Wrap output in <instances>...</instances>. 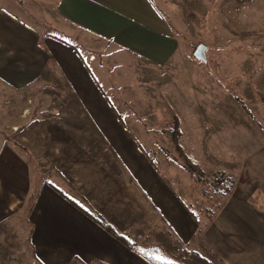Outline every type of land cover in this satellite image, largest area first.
Instances as JSON below:
<instances>
[{"label": "crops", "instance_id": "crops-1", "mask_svg": "<svg viewBox=\"0 0 264 264\" xmlns=\"http://www.w3.org/2000/svg\"><path fill=\"white\" fill-rule=\"evenodd\" d=\"M10 1L27 8V0ZM31 6L43 22L29 24L0 1V88L30 90L34 108L26 127L13 135L22 149L0 140V247L17 252L9 238L21 249L27 239L39 264H136L133 251L51 185L67 193V182L121 232L143 218L168 220L169 210L183 213L166 175L128 126L134 120L116 104L133 96L153 68L167 72L178 54L177 39L152 0H35ZM183 65L176 73L188 84ZM254 70L246 81L249 101L214 85L199 107L214 138L254 181L259 207L242 212L235 230L239 250H246L241 259L264 264V62ZM40 161L55 180L36 183L29 208L24 204Z\"/></svg>", "mask_w": 264, "mask_h": 264}, {"label": "rangeland", "instance_id": "rangeland-1", "mask_svg": "<svg viewBox=\"0 0 264 264\" xmlns=\"http://www.w3.org/2000/svg\"><path fill=\"white\" fill-rule=\"evenodd\" d=\"M0 1L29 24L36 25L37 18L43 22L42 15L39 16L40 13L31 8L35 0H27V8L10 0ZM152 1L165 17L170 33L177 39L178 54L175 59L183 61L187 75L182 78L188 77L190 82L186 84L178 79L176 67L180 61L178 63L174 59L168 64L166 73L163 69L156 71L153 68L149 79L140 80L133 96L129 94L123 100L120 97L116 99V104L123 117L134 120L129 121L128 126L138 136L153 166L166 175L183 213L169 210V215L173 217L169 216L168 220L143 218L132 224L130 229L139 228L147 233L163 230L175 243L198 251L212 264H248L241 259L246 250L243 251L244 246L242 251L239 250L240 234L235 229L243 220L242 212L255 211L259 207V196L254 181H249L250 177L241 169L239 160L228 154L220 141L214 138L215 129L205 118L199 102L203 96L209 98L215 91L214 85L221 86L225 91L228 88L235 99L238 95L247 101L251 99L252 90L246 81L254 74L255 67L264 62V0ZM74 43L88 60L85 48ZM197 43L206 46L205 62L193 57L192 50ZM100 57L103 59L102 55ZM31 99L30 90L22 94L0 88V140H8L14 146L13 142L17 139L13 135L24 129L26 124L23 121L30 120L33 115ZM130 102L135 106H129ZM173 116L177 117L181 132L178 139L181 153L201 168V180L182 167V157L168 134ZM214 141L216 144L213 146ZM19 152L22 153L21 150ZM35 166L39 173L33 175L35 182L25 206L36 191V183L55 180L51 177L48 163L40 161ZM215 170L230 173L233 178L234 185L228 193L215 192L209 185L213 179H208L209 184L203 182L208 172ZM251 174L254 176V169ZM64 187L71 197L76 195L71 189L74 187L67 182ZM13 221L20 220L13 218ZM234 239L237 240L236 248L230 245ZM138 242L142 247L157 246L152 237L138 238ZM7 245L12 248L17 246L18 249L17 252L4 251L2 244V264H39L31 257L27 239L23 249L19 241L11 238ZM135 254L136 264H146L139 254Z\"/></svg>", "mask_w": 264, "mask_h": 264}, {"label": "trees", "instance_id": "trees-1", "mask_svg": "<svg viewBox=\"0 0 264 264\" xmlns=\"http://www.w3.org/2000/svg\"><path fill=\"white\" fill-rule=\"evenodd\" d=\"M198 44V43H197ZM194 45V49L197 46ZM192 50V52L194 51ZM193 54V53H192ZM256 73V71H255ZM2 135V133H0ZM173 138L176 150L182 157L183 168L194 175L197 180L202 179V170L198 165L192 163L189 158L181 153L180 146L178 144V139L181 134L178 127V120L176 116H173V124L168 130ZM3 137V136H2ZM15 146H19L17 142H13ZM20 147V146H19ZM230 173L224 171L215 170L208 172L203 182L209 184L214 189L215 192L228 193L233 184V178ZM208 177V178H207ZM208 180V181H207ZM57 192H59L64 198H66L73 206L83 212L87 217L93 220L95 223L100 225L105 231L111 234L116 240H118L125 247L131 251L139 254L143 259H145L149 264H212L206 257L201 255L198 251L186 248L180 244L175 243L169 235L163 230H155L153 232L147 233L139 228L129 229L127 231H119L112 223H110L102 214L96 211L87 200L78 192L76 195L71 197L69 194L60 191L58 188L51 185ZM37 192L30 197V202L28 203L29 208H32L34 204ZM149 234V236H148ZM156 242L157 246H140L138 238L146 237ZM149 237V238H148Z\"/></svg>", "mask_w": 264, "mask_h": 264}, {"label": "water", "instance_id": "water-1", "mask_svg": "<svg viewBox=\"0 0 264 264\" xmlns=\"http://www.w3.org/2000/svg\"><path fill=\"white\" fill-rule=\"evenodd\" d=\"M205 49L206 46L203 43H198L193 51V57L196 60L205 62L206 61Z\"/></svg>", "mask_w": 264, "mask_h": 264}]
</instances>
